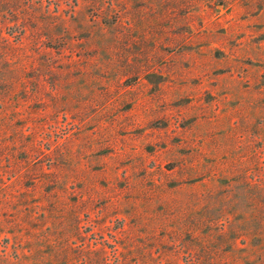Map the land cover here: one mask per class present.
Wrapping results in <instances>:
<instances>
[{
    "label": "rangeland",
    "instance_id": "rangeland-1",
    "mask_svg": "<svg viewBox=\"0 0 264 264\" xmlns=\"http://www.w3.org/2000/svg\"><path fill=\"white\" fill-rule=\"evenodd\" d=\"M0 264H264V0H0Z\"/></svg>",
    "mask_w": 264,
    "mask_h": 264
}]
</instances>
